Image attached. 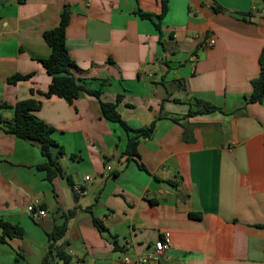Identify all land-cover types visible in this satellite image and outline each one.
Wrapping results in <instances>:
<instances>
[{
	"label": "crops",
	"instance_id": "crops-1",
	"mask_svg": "<svg viewBox=\"0 0 264 264\" xmlns=\"http://www.w3.org/2000/svg\"><path fill=\"white\" fill-rule=\"evenodd\" d=\"M263 4L168 0L158 30L161 0H0V116L12 125L16 103L38 101L34 114L53 128L61 166L48 179L41 144L0 129V218L25 231L5 243L0 232V264H42L49 233L73 209L49 264L65 262L56 248L70 261L125 264L159 240L169 247L149 264H264V100L249 102ZM65 11L71 73L100 98L82 93L69 104L41 94L52 81L40 62L51 54L44 33ZM16 74L32 76L9 83ZM118 95L132 129L157 119L136 160L125 155L132 134L102 111L100 101ZM196 99L218 110L187 117ZM32 206L46 217L35 220Z\"/></svg>",
	"mask_w": 264,
	"mask_h": 264
},
{
	"label": "trees",
	"instance_id": "trees-1",
	"mask_svg": "<svg viewBox=\"0 0 264 264\" xmlns=\"http://www.w3.org/2000/svg\"><path fill=\"white\" fill-rule=\"evenodd\" d=\"M264 1V0H263ZM162 13L159 16V21L155 23L158 30L161 29L160 22L168 11V0H161ZM216 11L219 9L215 8ZM144 18L150 19L147 14H142ZM69 22V15L65 11L62 15L60 25L54 29L48 30L44 33V39L51 47V54L48 58L40 60L47 74L52 77L51 84L45 93H41L45 97L57 96L64 99L67 103L73 104L74 101L82 94L87 93L89 95L100 98L101 91L90 89L86 84L81 83L76 79L71 70L74 68L75 62L71 58L66 46L65 30ZM260 74L253 80V93L249 98V102H262L264 100V48L261 52L260 58ZM32 75L16 74L8 78V82L16 84L22 80H28ZM123 95L117 96L116 102H104L100 101L103 114L105 118L111 122L119 124L127 133L132 135L129 137L125 155L128 156L127 160L139 159L138 146L141 139L151 138L155 132L157 119L151 122L147 127L140 129H132L121 117L117 110L118 104L121 102ZM200 108L189 111L187 117L195 116L198 114H206L212 111L218 110L217 107L202 103L196 99L195 102ZM4 104L0 105V109ZM40 108V103L34 99H27L20 101L14 105L15 117L12 125H4L0 116V129L7 134L15 137L37 141L41 144V153L45 157L46 162L39 165V169L47 172L48 179L52 180L55 176L61 173V166L58 162V158L53 156L52 149L57 147L53 137V128L37 118L34 114L36 110ZM175 121L179 119L175 118ZM63 153V148H59V154ZM138 161V160H137ZM142 170H146L145 166L138 163ZM171 184H175L172 182ZM76 209L70 210L66 214L62 215V223L55 225L53 230L49 233V247L48 252L43 260L42 264H49L55 260V243L61 240L66 233L69 220L75 215ZM193 217L198 215L190 214ZM95 223L100 226L98 221ZM0 232L1 241L7 242L8 239L22 238L24 236V229L18 225L12 224L0 218ZM58 257L63 261H70V257L59 248H56ZM14 264H18L15 260Z\"/></svg>",
	"mask_w": 264,
	"mask_h": 264
},
{
	"label": "built area",
	"instance_id": "built-area-1",
	"mask_svg": "<svg viewBox=\"0 0 264 264\" xmlns=\"http://www.w3.org/2000/svg\"><path fill=\"white\" fill-rule=\"evenodd\" d=\"M263 8H264V4H263ZM213 44H214V40H210L207 45L212 46ZM107 170H110V167H108ZM86 179H89V177H86ZM75 193L85 194V191L83 189L76 188ZM29 210L35 220L43 219L47 215L45 210L39 207L32 206L29 208ZM168 247H169L168 242L164 240H159L155 243L154 251L152 252L151 255L146 256V257H138L136 260L125 258L124 263L125 264H149L150 259L154 258L157 255L162 254L165 250L168 249ZM63 264H88V263L82 260H74V261L64 262Z\"/></svg>",
	"mask_w": 264,
	"mask_h": 264
}]
</instances>
